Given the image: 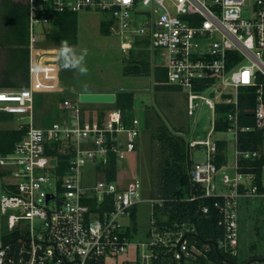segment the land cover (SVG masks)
I'll use <instances>...</instances> for the list:
<instances>
[{
  "label": "built area",
  "instance_id": "1",
  "mask_svg": "<svg viewBox=\"0 0 264 264\" xmlns=\"http://www.w3.org/2000/svg\"><path fill=\"white\" fill-rule=\"evenodd\" d=\"M83 11L102 15L121 53L137 42L150 50L164 67L167 83L186 91L187 115H194L199 100L211 110L205 138L186 139L189 149L202 146L205 151V159L190 167L197 193L186 200L207 199L210 204L201 211H217L222 231L218 250L237 257L240 199H259L264 208V0H27L29 85L0 89V111L18 117L17 128L25 127L12 150L0 154V215L5 216L6 235L16 233L7 241L0 237V264H101L112 255H124V264H184L186 258L228 264L208 259L207 244L189 243L191 229H158L153 219L157 201L150 197L146 240L131 241L128 227L120 224L144 190L140 178L122 182L116 174L137 150V118H123L119 109L93 118L77 99L64 98L56 120L33 122L34 88L51 86L55 67L39 54L33 59L42 41L35 25L43 29L50 14ZM220 106L225 108L218 113ZM244 112L250 124L242 122ZM219 116L222 130H216ZM253 130L262 132L257 147L240 148L239 135ZM213 132L223 139L212 138ZM218 140L231 142L232 155L229 160L226 154V162L217 167ZM111 158L116 173L108 180L104 168ZM88 165L96 179L86 185L82 170ZM220 172L224 190L216 184ZM104 203L110 209L100 212ZM22 229L27 236L19 235Z\"/></svg>",
  "mask_w": 264,
  "mask_h": 264
},
{
  "label": "rangeland",
  "instance_id": "2",
  "mask_svg": "<svg viewBox=\"0 0 264 264\" xmlns=\"http://www.w3.org/2000/svg\"><path fill=\"white\" fill-rule=\"evenodd\" d=\"M76 17L77 40L74 45H70L71 54L79 55L83 50H87L82 61L87 71L80 72L78 68L64 67V58L59 55L62 46L47 44L41 39L42 41L32 52L33 59L39 54L41 60L52 63L55 67L50 75L52 76L54 73V78L49 84L51 86L34 88V96H39L43 105H35V98L33 99V122L42 125L45 122L53 121L59 116L56 113V110L60 109L59 99L77 98L78 93L82 91L103 90L115 95L118 92L132 93V108L125 113L137 118L140 123L138 147L133 155H130L117 167L116 174L118 178L122 179V182L127 181L131 176L140 178L144 190L141 199L133 208V216L121 217L119 222L128 227L131 241H144L147 239L152 219L151 203L148 200L149 181L156 176L158 158V144L153 137L154 128L163 123L170 129L176 130V133L185 139H204L211 128L212 113L207 105L199 100L194 115H187L186 91L170 84V89L155 91L154 80L149 73L123 75V57L128 52L126 54L120 52L119 41L115 36L100 32L102 15L97 12L83 11L77 13ZM34 30L41 36L42 29L39 25H35ZM136 50H140V57L148 60L151 65L157 64V60L154 59L150 50L143 46ZM34 73L36 75L35 70ZM41 79L43 80L42 76ZM80 105L84 113L93 118L115 109V102L103 106L82 103ZM48 113H51L52 116L47 117ZM18 123V117L13 116L12 120L0 122V129L13 128ZM211 137L223 139V135L216 132H213ZM227 144L226 154L230 160L232 144L231 142ZM188 153L192 162L205 159V151L202 146L191 148ZM226 172H230V170L227 169ZM220 174L221 172L216 176V184L219 189L224 190L219 183ZM82 178L86 185L94 183L96 176L90 165L83 168ZM263 217L264 208L259 199H240V244L236 258L238 264L264 256ZM19 233L22 237L27 236L25 229L20 230ZM6 234L5 216L0 215L1 241L6 237ZM12 238L10 235L7 236L8 240ZM124 259V255L104 256L101 259V264H124ZM184 264H197V262L192 258H186ZM250 264H264V261H252Z\"/></svg>",
  "mask_w": 264,
  "mask_h": 264
},
{
  "label": "trees",
  "instance_id": "3",
  "mask_svg": "<svg viewBox=\"0 0 264 264\" xmlns=\"http://www.w3.org/2000/svg\"><path fill=\"white\" fill-rule=\"evenodd\" d=\"M76 13L63 12L50 14L49 23L41 31L42 40L47 44L62 46V42L74 45L77 40V17ZM107 24L100 23V32L107 34ZM28 20H27V0H0V89H20L29 85V50H28ZM137 42L128 54L123 58L122 74L140 75L150 74L154 80V90L163 91L170 89L166 81L165 69L160 64L151 65L150 62L141 58L140 49ZM144 47V46H143ZM37 95V94H36ZM35 105H43L39 96H34ZM132 93L118 92L115 95V109H119L123 118H131L125 111L132 108ZM77 98H74L75 100ZM60 104L62 98L59 99ZM252 105V100L250 102ZM240 106L244 107L240 100ZM225 107H217V111L223 112ZM56 113H60V109ZM57 115V116H58ZM245 112L241 117L244 124H250V120L245 119ZM51 113L47 117H51ZM102 115L99 116V118ZM13 116L0 111V122L12 120ZM58 118V117H57ZM56 118V119H57ZM54 119V120H56ZM53 120V121H54ZM52 121L45 122L47 125ZM225 128L222 116L216 123V130ZM25 127L0 129V154L9 153L14 144L24 135ZM262 132L253 130L239 135L240 148L255 149L258 141L261 139ZM153 137L158 144L156 176L149 181V197L157 202L153 206L154 224L158 229H167L173 231L191 229L194 234H198L201 239L218 241L221 238L222 231L218 224V213L213 208L208 213L201 211V206L210 204L207 199L200 197L194 200H186L193 194H196L195 185L191 182L189 170L192 160L189 157V148L186 139L176 133V130L170 129L165 124L160 123L154 128ZM227 143L218 140V153L214 159L215 164L220 166L226 162ZM260 165V161L257 164ZM63 166L58 167V174L62 173ZM98 170L101 167H97ZM105 177L108 180L115 179L116 165L114 159H110L109 165L104 168ZM108 203H104L99 211L109 210ZM95 211V208H91ZM133 216V211L131 212ZM130 234V233H129ZM15 237L16 233L9 234ZM7 236L3 241H7ZM189 243H195L201 247L202 243L194 237H188ZM207 256L212 261L219 262L213 247L207 244ZM225 258L236 262V256H227L221 253ZM201 260V259H200ZM238 264V263H237Z\"/></svg>",
  "mask_w": 264,
  "mask_h": 264
},
{
  "label": "water",
  "instance_id": "4",
  "mask_svg": "<svg viewBox=\"0 0 264 264\" xmlns=\"http://www.w3.org/2000/svg\"><path fill=\"white\" fill-rule=\"evenodd\" d=\"M225 97V96H224ZM229 97V95H226ZM77 101L82 104H113L115 102V94L111 92H79L77 95ZM188 236L198 239L201 243L211 244L217 257L227 262L228 264H237L231 260L225 258L217 248L215 241L209 239H201L198 234L189 233ZM263 262L264 256L260 258H253L243 264H249L250 262Z\"/></svg>",
  "mask_w": 264,
  "mask_h": 264
},
{
  "label": "clouds",
  "instance_id": "5",
  "mask_svg": "<svg viewBox=\"0 0 264 264\" xmlns=\"http://www.w3.org/2000/svg\"><path fill=\"white\" fill-rule=\"evenodd\" d=\"M72 49L67 44V42H62V47L60 49L59 55L64 58V67L78 68L80 72H86L87 68L82 63L84 55H86L87 50H83L79 55L71 54ZM71 54V55H70Z\"/></svg>",
  "mask_w": 264,
  "mask_h": 264
},
{
  "label": "crops",
  "instance_id": "6",
  "mask_svg": "<svg viewBox=\"0 0 264 264\" xmlns=\"http://www.w3.org/2000/svg\"><path fill=\"white\" fill-rule=\"evenodd\" d=\"M82 92H84V91H82ZM85 92H106V91H103V90H96V91H85ZM98 105L103 106L104 104H98ZM101 106H99V107H101Z\"/></svg>",
  "mask_w": 264,
  "mask_h": 264
},
{
  "label": "snow or ice",
  "instance_id": "7",
  "mask_svg": "<svg viewBox=\"0 0 264 264\" xmlns=\"http://www.w3.org/2000/svg\"><path fill=\"white\" fill-rule=\"evenodd\" d=\"M244 75H245V77H247V73H245Z\"/></svg>",
  "mask_w": 264,
  "mask_h": 264
}]
</instances>
